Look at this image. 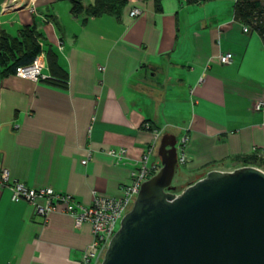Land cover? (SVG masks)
I'll list each match as a JSON object with an SVG mask.
<instances>
[{
	"label": "crops",
	"instance_id": "obj_1",
	"mask_svg": "<svg viewBox=\"0 0 264 264\" xmlns=\"http://www.w3.org/2000/svg\"><path fill=\"white\" fill-rule=\"evenodd\" d=\"M19 1L13 10L14 0H0V31L15 37L35 25L42 73L59 85L0 80V163L12 180L88 206L122 197L149 146V165L159 169L165 134L181 139L186 180L240 168L236 156H264V45L234 19L235 0H163L159 9L129 0L118 20L84 23L67 2ZM133 8L140 14L131 18ZM47 48L60 71L48 68ZM226 53L233 62L224 65ZM121 149L120 159L109 154ZM60 209L43 219L0 187V264H80L92 228Z\"/></svg>",
	"mask_w": 264,
	"mask_h": 264
},
{
	"label": "water",
	"instance_id": "obj_2",
	"mask_svg": "<svg viewBox=\"0 0 264 264\" xmlns=\"http://www.w3.org/2000/svg\"><path fill=\"white\" fill-rule=\"evenodd\" d=\"M157 154L160 170L142 183L101 264H264V171H209L174 195V136Z\"/></svg>",
	"mask_w": 264,
	"mask_h": 264
},
{
	"label": "built area",
	"instance_id": "obj_3",
	"mask_svg": "<svg viewBox=\"0 0 264 264\" xmlns=\"http://www.w3.org/2000/svg\"><path fill=\"white\" fill-rule=\"evenodd\" d=\"M139 14L140 10L133 8L129 16L134 18ZM243 31L247 33L249 28L243 27ZM218 60L221 64L226 65L233 62V57L226 53L219 55ZM44 68V61L37 57L32 65L17 68L15 76L33 82L43 81L49 78L42 73ZM262 104L261 102L253 104V111H260ZM152 152L153 147L149 146L142 156L139 168L132 173V183L123 189L122 197H94L88 206L76 202L71 195L57 192L52 188L32 189L14 181L10 178L8 171L1 166V163L0 187L8 188L11 191L13 202H24L31 205L35 214L43 219H46L49 213L61 206L59 211L71 216L76 227H80L84 223L90 224L93 239L89 247L81 253L79 262L80 264H101L102 255L105 253L111 238L119 229L121 220L130 211L142 183L156 173V169L149 165ZM124 153L125 151L122 149L119 152H109L111 156L117 159H120ZM187 160L184 150L177 146L178 165H184ZM85 163L86 161H82V164Z\"/></svg>",
	"mask_w": 264,
	"mask_h": 264
},
{
	"label": "trees",
	"instance_id": "obj_4",
	"mask_svg": "<svg viewBox=\"0 0 264 264\" xmlns=\"http://www.w3.org/2000/svg\"><path fill=\"white\" fill-rule=\"evenodd\" d=\"M58 1H67L70 4V14L75 18H81L82 23H84L85 19L99 18L104 15L111 16L118 20L129 0H93L89 5H84L83 0ZM162 1L163 0H153L156 8L159 9ZM207 1L211 0H185L187 4H199ZM263 2L264 0H235L233 12L234 19L244 27H248L251 31L257 33L264 45ZM40 41H42V35L37 31L35 25L24 26L15 37L6 34L4 31H0V80L15 75L17 68L32 65L36 58L42 53L43 49L41 48ZM45 54L48 68L51 72L55 73V71H60L56 56L51 48H47ZM43 81L59 85L56 83L57 80L51 77ZM63 84L64 86L66 84V74ZM149 130H151V128H149ZM231 160L241 167H256L264 171V156H236ZM201 178L203 177L199 179ZM194 182H191L190 185Z\"/></svg>",
	"mask_w": 264,
	"mask_h": 264
},
{
	"label": "rangeland",
	"instance_id": "obj_5",
	"mask_svg": "<svg viewBox=\"0 0 264 264\" xmlns=\"http://www.w3.org/2000/svg\"><path fill=\"white\" fill-rule=\"evenodd\" d=\"M64 2H67V1H64ZM83 3H84V5H89V4H91V0H83ZM263 4H264V2H263ZM180 141H181V139H180ZM180 141L177 143L176 146H179ZM237 165L238 164H235V166H237ZM160 168H161V165H160L159 169H156V173L160 170ZM180 170L183 171V168L181 167ZM180 170H179V165H178V167L176 168V172L174 174L172 183H171V186L174 187V190L170 191V193H172L174 195H179L183 189H185L188 185H190L191 182L196 181L200 177L204 178L206 176V174L208 173V171H207V173H206V171H203L201 174L195 175L191 179L186 180V177L181 176ZM102 257H104V254L102 255Z\"/></svg>",
	"mask_w": 264,
	"mask_h": 264
},
{
	"label": "bare ground",
	"instance_id": "obj_6",
	"mask_svg": "<svg viewBox=\"0 0 264 264\" xmlns=\"http://www.w3.org/2000/svg\"><path fill=\"white\" fill-rule=\"evenodd\" d=\"M21 5H22V2L21 1L14 0V2L12 3V5L10 6L9 9H13V10L14 9H18V8L22 7Z\"/></svg>",
	"mask_w": 264,
	"mask_h": 264
}]
</instances>
